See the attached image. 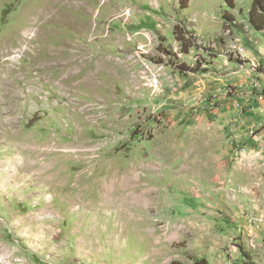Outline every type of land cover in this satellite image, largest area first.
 I'll return each instance as SVG.
<instances>
[{
  "label": "rangeland",
  "instance_id": "1",
  "mask_svg": "<svg viewBox=\"0 0 264 264\" xmlns=\"http://www.w3.org/2000/svg\"><path fill=\"white\" fill-rule=\"evenodd\" d=\"M232 1L0 0V264H264V30Z\"/></svg>",
  "mask_w": 264,
  "mask_h": 264
},
{
  "label": "trees",
  "instance_id": "2",
  "mask_svg": "<svg viewBox=\"0 0 264 264\" xmlns=\"http://www.w3.org/2000/svg\"><path fill=\"white\" fill-rule=\"evenodd\" d=\"M229 6L234 7V2L232 0H225ZM249 15V20L252 24V26L257 29V30H264V0H253L252 5L249 9L248 12ZM225 19H229L230 15L226 12L223 14ZM177 29V26H175V30ZM177 39L181 41L182 43V49L185 52H188V49L190 45L186 44V40L181 38L180 36L178 37L177 34ZM204 260L197 262V264H204ZM171 264H182L179 262H172Z\"/></svg>",
  "mask_w": 264,
  "mask_h": 264
},
{
  "label": "built area",
  "instance_id": "3",
  "mask_svg": "<svg viewBox=\"0 0 264 264\" xmlns=\"http://www.w3.org/2000/svg\"><path fill=\"white\" fill-rule=\"evenodd\" d=\"M251 97L252 101L257 102V101H261V99L264 98V88H262L261 90H257L255 91V89L253 91H251ZM258 137V141H263L264 142V135H260V136H256Z\"/></svg>",
  "mask_w": 264,
  "mask_h": 264
},
{
  "label": "crops",
  "instance_id": "4",
  "mask_svg": "<svg viewBox=\"0 0 264 264\" xmlns=\"http://www.w3.org/2000/svg\"><path fill=\"white\" fill-rule=\"evenodd\" d=\"M261 74V78H257V80H258V85H262L263 83H264V77L262 76V74L264 75V73H258V74H256V75H260ZM250 97H251V95H250ZM249 100H251L252 101V98H249L248 97V99H247V101H249ZM252 102H254V101H252Z\"/></svg>",
  "mask_w": 264,
  "mask_h": 264
},
{
  "label": "bare ground",
  "instance_id": "5",
  "mask_svg": "<svg viewBox=\"0 0 264 264\" xmlns=\"http://www.w3.org/2000/svg\"><path fill=\"white\" fill-rule=\"evenodd\" d=\"M26 42V41H25ZM28 44V43H27ZM11 47V46H10ZM6 61V60H5Z\"/></svg>",
  "mask_w": 264,
  "mask_h": 264
}]
</instances>
